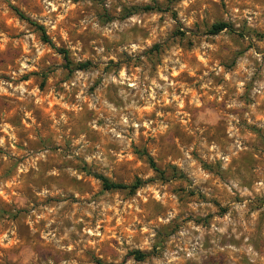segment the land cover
<instances>
[{
	"label": "rangeland",
	"instance_id": "obj_1",
	"mask_svg": "<svg viewBox=\"0 0 264 264\" xmlns=\"http://www.w3.org/2000/svg\"><path fill=\"white\" fill-rule=\"evenodd\" d=\"M0 264H264V0H0Z\"/></svg>",
	"mask_w": 264,
	"mask_h": 264
},
{
	"label": "trees",
	"instance_id": "obj_2",
	"mask_svg": "<svg viewBox=\"0 0 264 264\" xmlns=\"http://www.w3.org/2000/svg\"><path fill=\"white\" fill-rule=\"evenodd\" d=\"M12 11L14 12V14L17 16L18 19L26 22L27 24L33 26L35 28V30L39 33L40 36V40L49 45L51 48H53L50 40L47 38L43 28L33 22H31L27 17H25L20 11H18L15 8H12ZM223 30H230L229 26H227L224 23H218L215 25H212L210 27V29L208 30V34L210 35H216L219 32L223 31ZM55 49V48H54ZM56 52H58V54H60L62 56V59L65 61V68L66 69H71L68 68V62H67V56H66V52L63 50H59V49H55ZM88 66L87 63H82V64H78L73 70H84L86 69ZM148 164L151 167V169L153 170L154 173L158 174L159 176H162V173L159 172L153 162L151 161V159L148 157L147 158ZM93 177H95L101 184V187L103 190H128V191H133L135 189H137L141 184H143V182L140 181H135L133 184L131 185H123V184H115V183H111L108 180H106L105 178L101 177V176H97V175H93ZM133 259L135 261H141L145 258V254L140 253L138 251L132 252L131 253Z\"/></svg>",
	"mask_w": 264,
	"mask_h": 264
}]
</instances>
